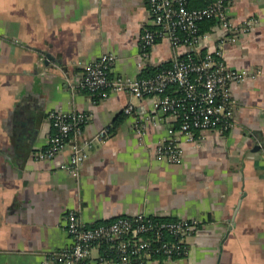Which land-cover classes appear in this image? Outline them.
<instances>
[{
    "label": "crops",
    "instance_id": "0c3cea01",
    "mask_svg": "<svg viewBox=\"0 0 264 264\" xmlns=\"http://www.w3.org/2000/svg\"><path fill=\"white\" fill-rule=\"evenodd\" d=\"M229 17L258 24L227 43L226 64L262 72L232 83L234 127L199 131L193 143L178 135L183 160L171 163L157 159L171 118L160 117L154 97L95 99L66 85L81 76L82 61L106 53L116 56L112 77L133 78L188 51L160 41L140 72V39L152 26L147 0H0V264H59L54 254L73 243L64 228L72 210L89 226L139 213L200 221L184 258L146 264H264V0H229ZM222 34L217 25L205 33L201 50L213 52ZM52 111L91 115L79 175L36 158L56 132ZM104 128L109 137L91 141ZM99 256L96 247L89 264H114Z\"/></svg>",
    "mask_w": 264,
    "mask_h": 264
},
{
    "label": "built area",
    "instance_id": "2783aa9c",
    "mask_svg": "<svg viewBox=\"0 0 264 264\" xmlns=\"http://www.w3.org/2000/svg\"><path fill=\"white\" fill-rule=\"evenodd\" d=\"M152 26L145 27L140 39V72L146 68L153 47L160 41H168L173 48L187 46L188 51L177 57L170 68L152 77H112L114 54L106 53L91 61H82L81 76L77 80L67 78L66 85L72 91L89 93L95 99H104L112 93H127L133 97H154V108L160 117L171 118L169 136L156 146L158 160L180 163L184 148L179 136L187 143L196 141L197 132L230 130L235 124V101L231 85L254 79L262 71L232 69L224 60V51L230 41L241 34L250 33L258 24L256 17L244 23L232 22L229 17V1L217 0L204 8L188 7V0H147ZM216 19L223 34L213 52L201 55L204 35L199 23ZM133 107L126 108L127 113ZM48 118L56 132L49 144L41 149L36 158L56 160L62 171L79 175L88 157L86 144L81 142L84 128L90 121L87 112L52 111ZM178 124V128H176ZM136 132L142 139L144 124L137 123ZM109 130L102 129L91 141H105ZM68 158L63 152L70 141ZM90 141V143H91ZM155 215L139 213L133 217H118L112 222L94 226L84 223L75 210L69 211L64 223L71 236L72 246L54 254L59 264H89L92 251L101 243H109L118 254L110 261L101 255V263L146 264L149 259L163 256L168 261L184 258L189 251V239L196 235L200 221L196 219L154 220Z\"/></svg>",
    "mask_w": 264,
    "mask_h": 264
},
{
    "label": "trees",
    "instance_id": "16d2710c",
    "mask_svg": "<svg viewBox=\"0 0 264 264\" xmlns=\"http://www.w3.org/2000/svg\"><path fill=\"white\" fill-rule=\"evenodd\" d=\"M190 1L191 0H188V7L191 8V9H194L191 7L190 5ZM204 4L201 8H204V7H207L209 5H211L212 3H214L215 1L217 0H204ZM229 1V0H227ZM216 25H218V21L216 19H206V20H203L199 23V29H200V34L201 35H204L205 33L211 31ZM206 54L205 50H201V55L204 56ZM173 63L171 62H168L164 65H162L160 68L158 69H146L148 70V72L146 74H142L140 76H143V77H152V76H155L157 73H159L160 71L164 70V69H167V68H170L172 66ZM176 128H178V124H176ZM124 217H130V216H124ZM117 218L113 219V220H110L108 222H112L114 220H116ZM154 220H160V221H168V220H172V218H169V217H156ZM106 223V222H105ZM102 224V223H100ZM100 248V255L110 261H115L118 259V254L115 253L114 250H112L110 248V245L109 243H101V246L99 247ZM157 258H160V259H163V256H157ZM134 264H137L136 261H133Z\"/></svg>",
    "mask_w": 264,
    "mask_h": 264
},
{
    "label": "water",
    "instance_id": "95a60500",
    "mask_svg": "<svg viewBox=\"0 0 264 264\" xmlns=\"http://www.w3.org/2000/svg\"><path fill=\"white\" fill-rule=\"evenodd\" d=\"M48 59H49V60H51V59H52L50 55H48Z\"/></svg>",
    "mask_w": 264,
    "mask_h": 264
}]
</instances>
